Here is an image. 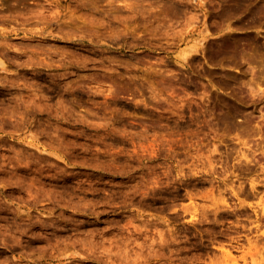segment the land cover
Masks as SVG:
<instances>
[{
  "label": "rangeland",
  "instance_id": "374dc122",
  "mask_svg": "<svg viewBox=\"0 0 264 264\" xmlns=\"http://www.w3.org/2000/svg\"><path fill=\"white\" fill-rule=\"evenodd\" d=\"M0 264H264V0H0Z\"/></svg>",
  "mask_w": 264,
  "mask_h": 264
},
{
  "label": "bare ground",
  "instance_id": "6f19581e",
  "mask_svg": "<svg viewBox=\"0 0 264 264\" xmlns=\"http://www.w3.org/2000/svg\"><path fill=\"white\" fill-rule=\"evenodd\" d=\"M253 93H254V92H253ZM255 94L257 95V93H255ZM254 96H255V95H254ZM244 145H246V143H244ZM246 157H247V156H246ZM226 252H227L226 254H227L228 257H230V258L233 257L232 251L227 250ZM232 259H234V258H232Z\"/></svg>",
  "mask_w": 264,
  "mask_h": 264
}]
</instances>
